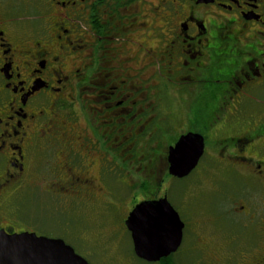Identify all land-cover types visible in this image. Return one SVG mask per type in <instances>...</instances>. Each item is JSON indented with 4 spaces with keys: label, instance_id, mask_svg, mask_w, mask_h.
<instances>
[{
    "label": "flooded vegetation",
    "instance_id": "1",
    "mask_svg": "<svg viewBox=\"0 0 264 264\" xmlns=\"http://www.w3.org/2000/svg\"><path fill=\"white\" fill-rule=\"evenodd\" d=\"M166 99L197 114L173 127L167 152L198 135L188 176L216 151L211 165L231 179L204 223L179 217L167 258L264 264V0H0V232L74 237L67 224L49 237L19 224L21 202L90 206L112 164L154 149ZM188 231L195 241L178 263Z\"/></svg>",
    "mask_w": 264,
    "mask_h": 264
},
{
    "label": "rangeland",
    "instance_id": "2",
    "mask_svg": "<svg viewBox=\"0 0 264 264\" xmlns=\"http://www.w3.org/2000/svg\"><path fill=\"white\" fill-rule=\"evenodd\" d=\"M78 108L70 105L71 110ZM167 109L171 111L167 113ZM201 110L199 108V114ZM161 111V136L154 143V149L149 145V149L145 150L144 161H137L136 152L131 151L129 162L121 163L118 160L110 166L114 170L110 171L109 180L105 182L109 188V196L103 182H98L100 189L88 207L70 210L66 203L62 209L53 198L50 199L60 212H55L49 205V209L42 210L32 196H27L21 202L23 211L18 223L28 224L31 230L47 237L57 236L58 230L65 229L67 224L74 237L63 232V242L88 264H149L134 257L129 233L124 229L123 223L136 203L153 196L161 198L165 195L179 217L189 221V225L192 221L204 223L206 219L203 209L206 206L212 212L218 211L219 194L216 190L225 180L221 172L214 170L215 164L211 165L214 159L212 156L218 158L217 152H211V156L187 178L178 180L170 177L167 174L166 155L168 145L174 140L171 130L186 117L190 122L197 117L196 104L192 102L181 107L178 102L166 99L163 100ZM225 181L230 185L231 179ZM24 187L25 193H34L30 186ZM204 227L200 225L197 233L201 234ZM187 235V238L184 237L183 251L175 258L178 263L187 262V249L195 241L189 231ZM201 235L197 241L203 239Z\"/></svg>",
    "mask_w": 264,
    "mask_h": 264
},
{
    "label": "water",
    "instance_id": "3",
    "mask_svg": "<svg viewBox=\"0 0 264 264\" xmlns=\"http://www.w3.org/2000/svg\"><path fill=\"white\" fill-rule=\"evenodd\" d=\"M202 154L203 140L200 136H182L168 149V175L178 180L186 178L195 169ZM124 225L134 256L146 263H157L167 258L181 244L183 223L165 195L157 200L138 203ZM0 264L88 263L62 240L28 233L7 235L1 231Z\"/></svg>",
    "mask_w": 264,
    "mask_h": 264
},
{
    "label": "trees",
    "instance_id": "4",
    "mask_svg": "<svg viewBox=\"0 0 264 264\" xmlns=\"http://www.w3.org/2000/svg\"><path fill=\"white\" fill-rule=\"evenodd\" d=\"M162 264H173L172 260H171V257L170 258H167V259H164L162 260L161 262Z\"/></svg>",
    "mask_w": 264,
    "mask_h": 264
},
{
    "label": "snow or ice",
    "instance_id": "5",
    "mask_svg": "<svg viewBox=\"0 0 264 264\" xmlns=\"http://www.w3.org/2000/svg\"><path fill=\"white\" fill-rule=\"evenodd\" d=\"M178 151L180 150V148L178 147V149H177ZM139 211V210H138Z\"/></svg>",
    "mask_w": 264,
    "mask_h": 264
}]
</instances>
